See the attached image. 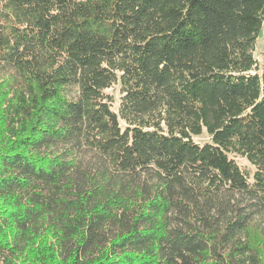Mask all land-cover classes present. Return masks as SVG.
<instances>
[{
	"label": "trees",
	"instance_id": "1",
	"mask_svg": "<svg viewBox=\"0 0 264 264\" xmlns=\"http://www.w3.org/2000/svg\"><path fill=\"white\" fill-rule=\"evenodd\" d=\"M261 31L264 0H0V264H264Z\"/></svg>",
	"mask_w": 264,
	"mask_h": 264
},
{
	"label": "rangeland",
	"instance_id": "2",
	"mask_svg": "<svg viewBox=\"0 0 264 264\" xmlns=\"http://www.w3.org/2000/svg\"><path fill=\"white\" fill-rule=\"evenodd\" d=\"M255 57L258 59L259 64L261 67L264 68V42H263V31H261L256 44H255V51H254ZM108 92L112 93L114 97V103L113 106L116 107V103L118 100V90L117 86H114L113 88L109 89ZM208 135L206 132H203L201 135L194 137L193 139L198 142H204L208 139ZM236 159L241 163V164H248L245 159L236 157Z\"/></svg>",
	"mask_w": 264,
	"mask_h": 264
}]
</instances>
